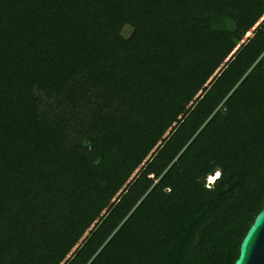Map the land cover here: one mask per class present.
Returning a JSON list of instances; mask_svg holds the SVG:
<instances>
[{
	"label": "trees",
	"instance_id": "obj_1",
	"mask_svg": "<svg viewBox=\"0 0 264 264\" xmlns=\"http://www.w3.org/2000/svg\"><path fill=\"white\" fill-rule=\"evenodd\" d=\"M263 13L0 0V264H234L264 206Z\"/></svg>",
	"mask_w": 264,
	"mask_h": 264
},
{
	"label": "water",
	"instance_id": "obj_2",
	"mask_svg": "<svg viewBox=\"0 0 264 264\" xmlns=\"http://www.w3.org/2000/svg\"><path fill=\"white\" fill-rule=\"evenodd\" d=\"M234 264H264V206L245 233Z\"/></svg>",
	"mask_w": 264,
	"mask_h": 264
},
{
	"label": "clouds",
	"instance_id": "obj_3",
	"mask_svg": "<svg viewBox=\"0 0 264 264\" xmlns=\"http://www.w3.org/2000/svg\"><path fill=\"white\" fill-rule=\"evenodd\" d=\"M217 173H220V172H219V171L216 172V174L214 175L216 178L219 177V176L221 175V173H220V175L217 176ZM214 176H213V177H214ZM210 177H211V176H209V177L207 178V183H211V182H213V180H210V179H209Z\"/></svg>",
	"mask_w": 264,
	"mask_h": 264
},
{
	"label": "rangeland",
	"instance_id": "obj_4",
	"mask_svg": "<svg viewBox=\"0 0 264 264\" xmlns=\"http://www.w3.org/2000/svg\"><path fill=\"white\" fill-rule=\"evenodd\" d=\"M130 31H131V28H129V27H125V29H124V34L127 35V34L130 33ZM210 180H211V179H210Z\"/></svg>",
	"mask_w": 264,
	"mask_h": 264
},
{
	"label": "snow or ice",
	"instance_id": "obj_5",
	"mask_svg": "<svg viewBox=\"0 0 264 264\" xmlns=\"http://www.w3.org/2000/svg\"><path fill=\"white\" fill-rule=\"evenodd\" d=\"M220 175V173H217V176H219ZM210 179L211 180H215L216 179V177L214 176V177H210Z\"/></svg>",
	"mask_w": 264,
	"mask_h": 264
},
{
	"label": "built area",
	"instance_id": "obj_6",
	"mask_svg": "<svg viewBox=\"0 0 264 264\" xmlns=\"http://www.w3.org/2000/svg\"><path fill=\"white\" fill-rule=\"evenodd\" d=\"M263 18H264V13H263V15L261 16V18L259 19V21L262 20Z\"/></svg>",
	"mask_w": 264,
	"mask_h": 264
}]
</instances>
